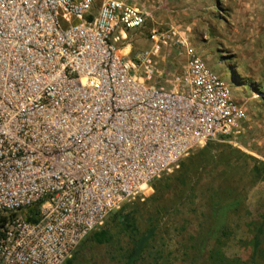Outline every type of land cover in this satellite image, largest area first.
<instances>
[{"label": "built area", "instance_id": "built-area-1", "mask_svg": "<svg viewBox=\"0 0 264 264\" xmlns=\"http://www.w3.org/2000/svg\"><path fill=\"white\" fill-rule=\"evenodd\" d=\"M0 0V264H64L197 146L239 132L228 84L127 0ZM181 67L159 68L173 49ZM165 60V59H164Z\"/></svg>", "mask_w": 264, "mask_h": 264}, {"label": "rangeland", "instance_id": "rangeland-1", "mask_svg": "<svg viewBox=\"0 0 264 264\" xmlns=\"http://www.w3.org/2000/svg\"><path fill=\"white\" fill-rule=\"evenodd\" d=\"M194 1L186 45L228 84L244 112L239 132L192 149L110 212L64 264H124L134 234L123 232V217L136 238L155 227L134 264H264V169L257 164H264V0ZM173 54L158 67H181L183 50L178 60Z\"/></svg>", "mask_w": 264, "mask_h": 264}, {"label": "crops", "instance_id": "crops-1", "mask_svg": "<svg viewBox=\"0 0 264 264\" xmlns=\"http://www.w3.org/2000/svg\"><path fill=\"white\" fill-rule=\"evenodd\" d=\"M133 2L135 6L144 10L148 18L145 21V29L142 33L134 36L131 40L130 35L127 34V39L121 42L123 47L119 51L125 50V56L131 57L138 51L146 49L149 44L146 40V33L151 29L155 30H173L185 42L190 44V41L185 38L186 33L191 25L190 19L195 15V1L194 0H127ZM179 33H182L179 35ZM188 46V45H187ZM190 46V45H189ZM179 51L177 48L173 49V58L180 57L176 54ZM130 55V56H129ZM176 55V56H175ZM159 62L165 63L164 59Z\"/></svg>", "mask_w": 264, "mask_h": 264}, {"label": "trees", "instance_id": "trees-1", "mask_svg": "<svg viewBox=\"0 0 264 264\" xmlns=\"http://www.w3.org/2000/svg\"><path fill=\"white\" fill-rule=\"evenodd\" d=\"M257 164L260 165V167L262 169H264V164H260V163H257ZM251 174H255V166L252 167ZM153 181L150 183V185H152L154 183ZM223 207H224V205L222 203L217 204V205H213L212 206L213 214L218 213L219 210L223 209ZM121 221L123 222V225L121 226L123 232H125V233L130 232V233L134 234L133 235L134 237L131 240V249L125 255L124 264H134L140 258V255H141L142 251L144 250V248L146 247L147 241L151 237V234H153L152 232H153L155 227H152V228L140 233L137 236V238H136L137 231L134 230V229L132 231L129 230V228H131V227H130V225L128 223L129 221H128L127 217H123L121 219ZM261 228H262V224H259L258 228L256 229V232L254 233L255 235L253 237V248H256L257 245H258V236L261 233ZM216 256L217 255H214V252L211 253V257H212L211 259H213ZM251 263L254 264L252 261H251ZM216 264H221V262L220 263H216Z\"/></svg>", "mask_w": 264, "mask_h": 264}]
</instances>
